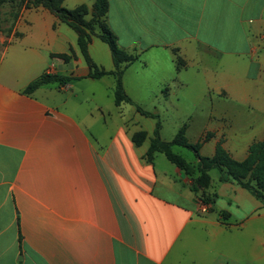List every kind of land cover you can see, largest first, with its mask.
Returning a JSON list of instances; mask_svg holds the SVG:
<instances>
[{
  "label": "crops",
  "instance_id": "1",
  "mask_svg": "<svg viewBox=\"0 0 264 264\" xmlns=\"http://www.w3.org/2000/svg\"><path fill=\"white\" fill-rule=\"evenodd\" d=\"M93 3L62 0L66 9ZM108 4L119 46L139 56L123 72L124 92L138 106L140 95L155 98L142 109L159 119L170 113L173 136L182 126L191 144L208 136L201 156H213L220 143L244 160L264 138V0ZM87 52L99 70L114 69L97 37ZM200 69L202 105L188 89L201 79L188 73ZM43 73L73 79L24 94ZM89 73L77 34L45 8H22L0 33V264H264L262 203L210 172L212 202L203 203L183 171L166 157L169 165L157 163L161 153L148 162L149 135L132 142L128 104H114V78ZM113 110L122 124L104 142L89 132L92 111ZM146 118L134 109L135 124Z\"/></svg>",
  "mask_w": 264,
  "mask_h": 264
},
{
  "label": "trees",
  "instance_id": "2",
  "mask_svg": "<svg viewBox=\"0 0 264 264\" xmlns=\"http://www.w3.org/2000/svg\"><path fill=\"white\" fill-rule=\"evenodd\" d=\"M13 2H16L18 7L15 18L22 8L42 7L52 13L59 22L71 28L77 34L79 50L89 67V78L99 79L104 76H112L114 78V104L125 103L131 105L140 115L154 120L153 137L150 139V144L145 154L148 162L152 161L154 153L163 154L171 164L183 171L188 177L190 190L203 203L212 202V198L208 197L205 191L210 185L209 172L216 169L219 172V181L221 183L236 182L242 188L248 190L264 207V138L250 145L247 156L242 161L233 159L220 143L216 145L213 156L203 157L199 154V149L208 136L191 144L186 138L185 126H182L170 141L161 140L159 116L143 110L124 92L122 83L123 72L126 67L137 61L139 56L138 54H130L124 51L119 46L116 36L109 29L106 23V14L109 8L108 0H94L91 10L84 4L73 9H66L62 6V0H0V5ZM92 37H97L108 46L114 68L112 71L99 70L89 58L87 49ZM174 52L176 53V50ZM58 57L67 60L65 56ZM175 63L177 68L182 65L179 57L175 59ZM72 79L70 77L43 73L31 81L25 87L23 93L29 95L41 86L51 83L64 84ZM146 138L147 134L145 131H138L133 133L131 140L135 146H140ZM174 146L193 152L197 162L191 165L174 154L172 151Z\"/></svg>",
  "mask_w": 264,
  "mask_h": 264
},
{
  "label": "rangeland",
  "instance_id": "3",
  "mask_svg": "<svg viewBox=\"0 0 264 264\" xmlns=\"http://www.w3.org/2000/svg\"><path fill=\"white\" fill-rule=\"evenodd\" d=\"M18 7H17V3L13 2V3H3L0 5V33H2L3 35L6 34V32L8 31V28L10 26L13 25L14 19H15V13L17 12ZM202 69H200V71L196 72L195 70H191L188 74H193L195 75L196 73L200 74L201 79L198 81H191L190 87L188 88L190 92L193 93L192 98H190V101L194 102V103H198L200 105H202V103L204 102L203 99V92L207 89V85L205 83V81L203 80L204 77V72L201 71ZM129 74H128V79H129ZM110 81H112L111 78H109ZM130 80V79H129ZM131 82V80H130ZM133 84H135L134 82H131ZM97 85V84H95ZM98 87V86H96ZM101 89V88H100ZM103 89V88H102ZM137 100H139L142 104V106H140L141 108L143 107L144 109H148L151 110V108L155 105V103H157L156 99L153 97H141V95L139 97H137ZM107 99H104L103 101V106L104 108H106L107 106ZM108 105L110 106V109H115L113 107V101L111 100V102H108ZM83 107L88 110L91 107H93V105L90 102H84L83 103ZM184 109L186 110V106H184ZM82 111L85 113H87L84 109H82ZM134 113V108L132 106L129 105H125V110L123 111V116L125 119V121H127V126L129 127L130 130H132V132H138V131H144L146 130L149 138L151 139L153 137L152 135V127L151 125H154V120L151 119H145L143 120V123H140V125L135 124L132 121V116ZM92 114L94 116V118L92 119V126L89 129V132H93L94 134H97L99 136V139H103L104 142L107 141L108 138L112 137L113 134L116 131V125L122 124V118H119L118 115L116 114V111L113 110L112 111H104L103 114H99L98 111L93 112ZM162 114V113H161ZM171 114L170 113H163L161 115V124H162V130L160 132V137L163 139H165L166 141H170L172 139V134L173 131H171V127H170V117ZM169 118V119H168ZM167 120V121H166ZM153 121V122H152ZM152 125V126H153ZM147 139L144 142V145H148V141L150 139ZM173 153L178 155L179 157L183 158L184 160H186L189 164L194 165V163H192L194 161V154L193 152L184 149V148H173L172 149ZM158 159L162 162H159L158 160V164L161 165L162 167L167 164L168 162L165 160V156L163 154H159L158 155ZM169 165V164H167ZM219 172L216 169H213L210 171V176L213 178V176H218Z\"/></svg>",
  "mask_w": 264,
  "mask_h": 264
}]
</instances>
